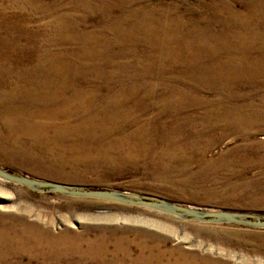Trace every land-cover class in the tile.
Returning <instances> with one entry per match:
<instances>
[{"label":"bare ground","instance_id":"6f19581e","mask_svg":"<svg viewBox=\"0 0 264 264\" xmlns=\"http://www.w3.org/2000/svg\"><path fill=\"white\" fill-rule=\"evenodd\" d=\"M233 1L206 3L209 28L183 17L174 4L147 9L133 0H0V25L16 32L24 54L0 57V138L15 148L22 134L32 140L50 130L83 135L137 153L165 180L192 163L211 169L217 162L242 183L244 171L264 165V152H239L257 150L251 136L264 131V104L241 90L264 92V0H239L242 13ZM213 21L220 24L216 31ZM229 134L242 143L215 158L206 155ZM110 231L92 238L86 228L53 233L18 213L0 223V264H118L130 255L152 264L162 254L154 244ZM183 255L167 263L229 264Z\"/></svg>","mask_w":264,"mask_h":264},{"label":"rangeland","instance_id":"374dc122","mask_svg":"<svg viewBox=\"0 0 264 264\" xmlns=\"http://www.w3.org/2000/svg\"><path fill=\"white\" fill-rule=\"evenodd\" d=\"M53 1L64 3L67 0ZM133 1H137L136 4L143 5L147 9H150L149 6L153 3L174 4L175 11L180 12L183 17H196L201 21L200 26L211 27L205 22L211 10L206 7L209 0ZM232 6L234 10L244 12L241 1L234 0ZM62 9L67 10L68 7L62 6ZM113 12L116 15L120 13L117 10ZM121 13L126 18L128 11ZM93 17H97V14ZM34 21L29 20L30 24H34ZM190 24L195 26L193 23ZM212 24L213 28L220 26L217 21H213ZM15 33L6 24L0 25V57L3 60L6 57L18 59L24 56L15 42ZM22 34L26 35V32ZM24 43L25 38L21 37L19 47ZM241 90L252 91L253 101L260 104L258 102L260 100L262 105L264 104V92L259 91L258 87L246 86ZM68 124L71 123L68 121ZM55 133L52 130L48 131L43 135L47 136L46 138L39 137L38 133L34 141L22 134L18 138L19 146L15 148L11 147L9 140L0 138V167L17 174H27L86 188L128 190L155 195L182 204L264 214V187H259L260 183L264 185L262 179L264 165L249 167L244 171V183H241V176L233 178L236 175L234 170L226 169L217 162L215 168L211 169L192 163L188 168L185 166V171L182 168L175 170V174L183 172L184 177L178 175L165 180L162 179L159 171L155 172V168L148 164L147 160H143L142 156L132 153L131 150L118 149V145L115 147L97 138ZM251 139L256 140L254 141L256 144L252 142L251 144L260 147L257 150H241L240 154L251 156L264 152V131L255 133ZM242 141L240 136L229 134L214 142L206 151V155L215 158ZM219 166L222 171L218 170ZM58 171L67 177L61 178L55 175ZM219 174L223 175V178ZM18 213L27 222H35L53 233L64 229L78 232L86 228L85 235L92 238L98 234L109 235L110 230L114 229L110 236H120L136 243L144 241L149 245L154 244L162 254L157 256L152 264H168L183 257L185 253L195 254L199 258L207 255L226 260L229 264H264V228L231 222H199L133 204L35 191L0 178V223L8 221L11 217L14 218ZM136 248L137 246L133 245L130 253L134 254ZM118 264L143 263L130 255Z\"/></svg>","mask_w":264,"mask_h":264},{"label":"water","instance_id":"95a60500","mask_svg":"<svg viewBox=\"0 0 264 264\" xmlns=\"http://www.w3.org/2000/svg\"><path fill=\"white\" fill-rule=\"evenodd\" d=\"M0 178L35 191L57 192L70 196L90 197L123 204H133L172 214L179 218L199 222H231L251 227L264 228V214L256 212L182 204L155 195L136 193L121 189L86 188L48 179H40L27 174H17L2 167H0Z\"/></svg>","mask_w":264,"mask_h":264}]
</instances>
